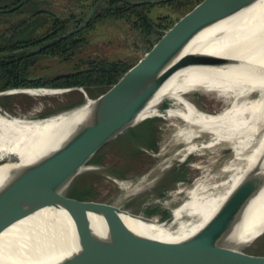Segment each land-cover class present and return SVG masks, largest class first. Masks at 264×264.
I'll list each match as a JSON object with an SVG mask.
<instances>
[{
	"label": "bare ground",
	"instance_id": "obj_1",
	"mask_svg": "<svg viewBox=\"0 0 264 264\" xmlns=\"http://www.w3.org/2000/svg\"><path fill=\"white\" fill-rule=\"evenodd\" d=\"M239 1L244 2L240 8L199 30L174 58L176 60L186 53H203L218 61L205 66H186L173 72L134 120L157 114L160 102L170 98L174 105L165 109L164 114L178 118L185 124V128L179 129L176 136L188 142L206 131L209 139L204 146L225 142L235 155L248 148L242 165L236 167L223 181L222 187L213 192L206 193L205 186L192 185L186 191V199L172 208L170 216L173 219L169 224L157 223L154 219L141 221L129 214H119L123 225L135 234L166 242L180 241L192 235L246 174L258 165L264 169V131L258 139H254L257 128L264 126V0ZM243 23L244 30L239 35L237 33L232 52L219 53L225 40ZM196 89L217 92L225 100V107L210 115L197 111L184 96ZM252 90L259 92V96L253 100L248 97ZM56 91L36 89L26 92ZM90 107L91 101L68 113L34 122L0 113V189L22 167L57 148L66 138L70 127L86 118ZM190 148L187 147L186 151ZM172 224L176 225L174 229ZM87 225L92 234L101 237L107 233L106 223L100 214H87ZM73 229L63 209L58 206L40 208L0 230V264H54L76 249ZM263 229L264 181L243 206L226 239L233 247L240 248Z\"/></svg>",
	"mask_w": 264,
	"mask_h": 264
},
{
	"label": "water",
	"instance_id": "obj_2",
	"mask_svg": "<svg viewBox=\"0 0 264 264\" xmlns=\"http://www.w3.org/2000/svg\"><path fill=\"white\" fill-rule=\"evenodd\" d=\"M243 3L239 0H193L187 11L114 83L90 99L86 118L69 128L57 148L22 167L0 189V230L40 208L58 206L73 224L76 249L54 264H264V254L242 251V246L248 243L235 248L226 239L243 206L264 181V169L259 165L234 186L201 228L176 242L135 234L123 225L118 215L129 214L148 222L150 218L109 203L77 199L64 193L98 152L146 118L134 120L173 72L186 66H205L218 61L203 53H186L174 58L199 30ZM68 90L64 88L62 92ZM81 105L83 103L75 108ZM89 213L102 215L107 228L103 236L91 233L87 225ZM172 219L167 216L157 223L166 225Z\"/></svg>",
	"mask_w": 264,
	"mask_h": 264
},
{
	"label": "rangeland",
	"instance_id": "obj_3",
	"mask_svg": "<svg viewBox=\"0 0 264 264\" xmlns=\"http://www.w3.org/2000/svg\"><path fill=\"white\" fill-rule=\"evenodd\" d=\"M1 1L4 2V0H0V2ZM91 1L92 0H38L34 2V4L32 2L25 4L19 12L0 14V41L2 39L1 34L6 31L11 32L19 21L30 19L32 15H36V17L30 19L32 25L30 29L26 31V37H32L43 33L51 26L53 16L65 18L73 14L74 18H76L83 10H85V14H89V12L92 13L97 9L91 8V10H89ZM151 1L153 2V6L147 11V15L152 19L156 17L165 18V21L163 20L164 22L171 20L175 21L188 9L187 6L182 11L175 10L167 5H159L155 0ZM41 10H44L45 13L41 12L38 14V11ZM88 14L87 16H89ZM73 20L64 27V30L71 31L76 29ZM241 30H244V23L225 40L224 44L221 46L222 51L219 53L232 52L234 40ZM81 36L84 38L83 46L72 57L67 59L58 56L43 55L38 57L36 62L27 68L25 75L29 79L47 80L56 75L74 70L76 66L81 65L83 60L90 58L121 61L129 67L143 55L147 46L145 37H143L140 30L121 19H105L96 22L91 29L84 30ZM15 37L16 34L12 39H15ZM36 89L37 88H27L26 90L6 89L1 91L0 113L34 122V120H38L36 115L40 113L51 111L77 101L81 102L79 105L82 103L85 104L95 95L94 89H90L87 93L85 90H80L78 88L66 92H62L64 89H51L57 91L49 93L37 92V94H35L36 92H26L31 90L36 91ZM184 96L197 111L209 115L213 114V112L216 113L220 111L226 105L225 100L219 97L217 92L214 91L205 92L196 89L185 93ZM258 96L259 92L256 90H252L248 94L251 100ZM214 98H217V100ZM163 103V110L157 109V114L153 115V117L157 118L154 121L156 126L155 136L158 144L155 152L140 148V154L135 157L131 164H129L128 170H126L127 172L124 176L126 178H117L109 172L108 167H123V164H125V159H123L124 155L121 152H116L114 149L105 150L100 156L98 163L88 165V167H85L79 173V175L83 174L79 178L83 180L84 184L90 185L91 189L82 187L80 180L71 182L72 184H69L70 188L80 195H87L89 193L90 195L86 197L87 199L85 198L86 200L109 202V204L127 210L128 212L159 222L167 217L160 219V212L166 211L168 216H170L172 208L177 207L186 199V191L192 185L198 184L199 186H205L206 193L213 192L217 190V188L222 187L223 181L228 175L231 174L236 167L242 165L243 156L246 154L248 148L239 152L238 155H235V152L229 148L225 142H219L220 144L213 146H204L205 142L209 139V133L206 131L200 132L191 141H183L182 138L176 136V134L179 129L185 128L184 122L175 117H167L166 114H164V109H168L170 106L174 105L173 100L170 98L164 99L159 105ZM262 103H264V100ZM76 106H78V104L73 105L69 109L74 110ZM211 106L214 107L212 108ZM71 110L56 115H62ZM263 129L264 126H259L257 128L258 132L254 136L255 140L260 137L264 131ZM137 137L136 139L129 138V140L135 142L140 139L141 134L137 135ZM126 142L125 140L121 142L120 145L123 146ZM187 147L191 148L186 151ZM151 158L155 160L153 161ZM150 161L152 162L151 164L149 163ZM182 163H185V171L182 173L183 179H180L181 175L177 174L168 188L159 189L158 185L163 176L162 174L169 169L176 168L175 171H177L179 168L178 165ZM68 186L64 189V193L68 190ZM173 186H175V189ZM110 199L112 201H109ZM171 226H173L172 229H174L176 225L172 224ZM246 243L248 244L241 248L243 252L249 254H264V232Z\"/></svg>",
	"mask_w": 264,
	"mask_h": 264
},
{
	"label": "trees",
	"instance_id": "obj_4",
	"mask_svg": "<svg viewBox=\"0 0 264 264\" xmlns=\"http://www.w3.org/2000/svg\"><path fill=\"white\" fill-rule=\"evenodd\" d=\"M38 0H4L0 2V14L15 13L22 10L23 6L27 3L37 2ZM159 5H167L175 10H184L189 6L193 0H155ZM153 6L151 0H92L90 3V9H97L92 13L85 14V10L74 18L73 14L68 15L65 18H59L53 16L51 26L43 33L32 37H26V31H28L32 25L30 19L36 17L32 15L29 19H23L19 21L11 32H4L1 34L0 41V92L6 89H25V88H37V89H64L70 90L82 88L85 92H89L90 89H94L95 95H98L106 87L114 83L119 76L128 68L121 61H109L104 59L90 58L83 60L80 66H76L74 70L56 75L47 80L29 79L25 73L29 66L34 64L38 57L43 55H52L62 58H70L77 53L84 43V38L81 33L84 30L91 29L92 26L99 21L105 19H121L129 23L131 26L138 28L145 37L146 50L156 41V39L171 25L174 20L165 21V18L156 17L152 19L147 15V11ZM45 13L44 10L38 11ZM87 14L89 16H87ZM74 19V20H73ZM74 22L76 29L71 31L64 30V27ZM164 20V21H163ZM70 32L69 34H66ZM16 34L15 39H12ZM145 50V51H146ZM87 90V91H86ZM81 103L77 101L72 104H66L51 111H46L36 115V118H47L53 115L71 110L73 105ZM161 104L157 107L158 110H163ZM165 110V109H164ZM156 117H148L143 121L135 125L134 127L125 131L114 142L108 145L105 149L98 152L90 161L91 164L98 163V160L105 150L114 149L116 152L123 153L125 164L123 167H108L109 172L117 178H122L126 174V170L129 168V163L140 154L139 150L147 149L155 151L157 147V139L155 136L156 126L154 121ZM141 134L139 140L130 141L129 138H138L137 135ZM127 141L125 145H120L121 142ZM156 146V147H155ZM126 159L128 162H126ZM187 162V161H185ZM127 164V165H126ZM185 163H182L175 171V169L167 170L159 181V189L168 188L169 185L175 179V175H181L180 179H183L182 173L185 171ZM119 166V165H118ZM171 174V175H168ZM83 174L76 176L72 182L80 180L82 187L90 188V185L84 184L83 180L79 177ZM72 184V183H71ZM67 195L77 198L85 199L90 195H80L73 191L68 186L66 191ZM87 199V198H86ZM164 216H168L166 211L160 212V219ZM264 232V229L261 233ZM260 233V234H261ZM259 234V235H260Z\"/></svg>",
	"mask_w": 264,
	"mask_h": 264
},
{
	"label": "flooded vegetation",
	"instance_id": "obj_5",
	"mask_svg": "<svg viewBox=\"0 0 264 264\" xmlns=\"http://www.w3.org/2000/svg\"><path fill=\"white\" fill-rule=\"evenodd\" d=\"M164 217H166V216H164Z\"/></svg>",
	"mask_w": 264,
	"mask_h": 264
}]
</instances>
